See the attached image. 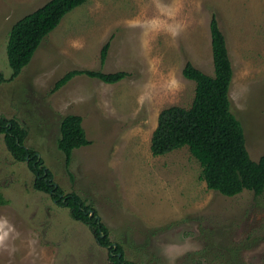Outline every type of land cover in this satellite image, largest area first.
<instances>
[{
    "label": "rangeland",
    "instance_id": "374dc122",
    "mask_svg": "<svg viewBox=\"0 0 264 264\" xmlns=\"http://www.w3.org/2000/svg\"><path fill=\"white\" fill-rule=\"evenodd\" d=\"M49 0H0V117L27 131L64 193L92 207L127 264H264V192L225 197L207 189L187 148L153 157L151 135L161 110L189 108L194 83L186 62L213 76L209 21L226 37L233 78L231 112L249 157L264 147V0H90L69 12L8 80L12 25ZM108 43L103 63L100 50ZM72 70L125 71L115 84ZM78 115L89 144L69 165L57 149L59 125ZM0 134V264H110L109 248L67 208L33 189Z\"/></svg>",
    "mask_w": 264,
    "mask_h": 264
},
{
    "label": "trees",
    "instance_id": "16d2710c",
    "mask_svg": "<svg viewBox=\"0 0 264 264\" xmlns=\"http://www.w3.org/2000/svg\"><path fill=\"white\" fill-rule=\"evenodd\" d=\"M88 1L49 0L15 22L6 44L7 63L11 69L8 80H14L29 64L42 40L65 15ZM209 34L213 76L189 61L184 64L182 76L194 83L192 103L189 108L170 106L161 110L151 135L149 150L153 157H158L186 147L198 162L200 178L207 189L229 198L244 191L259 195L264 192V147L259 160L252 161L246 149L242 126L231 112L229 91L233 67L226 37L215 13L210 16ZM108 46L105 43L100 50L101 63L105 60ZM75 76L115 84L126 78L128 73L122 70L111 73L72 70L56 82L54 89ZM5 81L0 74V84ZM0 134H3L4 144L13 159L26 162L34 175L33 189L49 195L59 206L67 208L70 217L84 224L100 246L110 247V264H127L123 260L121 247L117 245L113 250L108 230L97 212L74 192L64 193L37 153L24 146L26 129L15 119L0 117ZM88 144L81 117L73 114L64 116L59 125L56 147L63 154L66 165H69L75 150ZM6 204L0 193V206ZM119 253L120 257L117 256Z\"/></svg>",
    "mask_w": 264,
    "mask_h": 264
},
{
    "label": "water",
    "instance_id": "95a60500",
    "mask_svg": "<svg viewBox=\"0 0 264 264\" xmlns=\"http://www.w3.org/2000/svg\"><path fill=\"white\" fill-rule=\"evenodd\" d=\"M91 214H92V212L90 211V215H91ZM108 248H110V247H108ZM112 248H113V250H115V249H116V245H115V244H112ZM117 256L120 257L121 254L119 253V254H117Z\"/></svg>",
    "mask_w": 264,
    "mask_h": 264
}]
</instances>
